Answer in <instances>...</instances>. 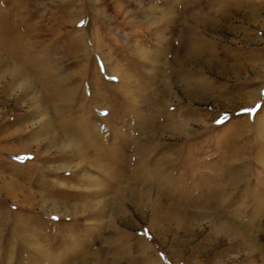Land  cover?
<instances>
[{
    "label": "rangeland",
    "instance_id": "1",
    "mask_svg": "<svg viewBox=\"0 0 264 264\" xmlns=\"http://www.w3.org/2000/svg\"><path fill=\"white\" fill-rule=\"evenodd\" d=\"M173 1L0 0V264H263L264 0Z\"/></svg>",
    "mask_w": 264,
    "mask_h": 264
},
{
    "label": "bare ground",
    "instance_id": "2",
    "mask_svg": "<svg viewBox=\"0 0 264 264\" xmlns=\"http://www.w3.org/2000/svg\"><path fill=\"white\" fill-rule=\"evenodd\" d=\"M165 1V0H164ZM169 2V4L170 3H173V2H175V1H173V0H166V2ZM176 3V2H175ZM175 3H173V8H176V4ZM152 18H154L155 20H154V22H156V23H160L161 24V22L163 21V20H165L164 22H166V23H168V24H170V25H172V23L173 24H175L176 23V14H175V12H170V14L168 15V14H166V17H165V19H163V18H160V17H152ZM151 19V18H150ZM149 20V19H148ZM158 28H161L160 26L158 27ZM187 34H188V32H187ZM139 49V50H138ZM137 50L139 51V53L143 56V57H145L146 59H150V58H152V54L150 53V52H148V53H146L145 52V50L143 51L142 50V48H138ZM103 58H104V61H105V64H106V66H107V69L111 72V73H113V71H114V69H113V64L111 63V61H110V58L109 57H107L106 55H104L103 54ZM176 62V61H175ZM204 65H207V63L206 62H204ZM175 66H176V64H175ZM13 67V66H12ZM34 67V66H33ZM19 70H21V69H19L17 66H14L13 67V69L11 70L12 71V73H18L17 75L19 76V78H17V77H15L14 78V80L15 81H19L20 80V76H23V78L21 79V83H26V82H28L29 84L31 83V80H30V75L29 74H26V73H23V71L21 72V71H19ZM36 70H38V69H36ZM40 71V70H39ZM42 75H45V72H40ZM114 73H116V71L114 72ZM50 74V73H49ZM46 76V75H45ZM186 76V77H185ZM187 76H189L188 74H185L184 75V79L185 78H187ZM119 78H120V80H123V78H124V75H120L119 74ZM41 79V78H40ZM93 81V80H92ZM48 88H49V86H48ZM51 89H52V87H50ZM131 92H133V93H136V90L134 89V90H132ZM165 92H163V94H164ZM148 96H151V95H149V94H147V97ZM150 98V97H149ZM155 100V99H154ZM172 127H175L176 128V126L174 125V126H172ZM94 137V136H93ZM95 138V137H94ZM93 138V139H94ZM144 172H146L145 170H144ZM209 185V184H208ZM174 189V188H173ZM217 189V188H216ZM215 189V187H213L210 191H207V200H210L209 202V206L211 205H213V207H214V205L216 206V209H217V211H218V209L221 211V208L223 209V207L225 206V204H224V200L222 199V192L223 191H217ZM206 192V191H205ZM124 193H125V191H122L121 192V194L122 195H124ZM208 194L210 195V198H208ZM254 196V195H253ZM261 196L262 195H260L259 194V196H256L255 197V201H256V204H258V202H260V198H261ZM136 199L138 200V202H140V201H142L143 200V198H141V196L140 195H136ZM203 203H204V200L202 201ZM177 203V202H176ZM180 204V203H179ZM207 204H208V202H207ZM255 204V203H254ZM260 204V203H259ZM60 206V205H59ZM59 206L56 204V203H54L53 205H52V208H59ZM156 208L155 209H153V219H155V218H157V217H161V215H160V213H159V207H157V205L155 206ZM172 208L174 209V212L173 213H175L176 214V218L177 219H179V218H181V216H182V213L183 212H185V209H183L182 207H180V206H178V205H172ZM215 209V208H214ZM224 209H225V207H224ZM262 209V208H261ZM225 211V210H224ZM258 211V210H257ZM256 211V212H257ZM206 212V211H205ZM188 213V212H187ZM215 213V212H214ZM219 212H217V214H218ZM221 213V214H220ZM219 213V218H213L212 216L213 215H211V214H213V212L211 213V214H209V215H211V218H209V219H211V228L212 229H214L215 227L216 228H219L220 227V229L222 230L221 232L223 233V235L224 236H227L228 237V239L233 243V242H236V243H233V247H235V248H237L238 250H240L241 252L242 251H246V249L244 248V245H246L247 247V249L248 250H250V251H252L251 253H252V255L254 256V258H259V259H262V262H263V264H264V244H262V242H261V244H259L258 243V241H257V238L256 237H254V236H252V230L254 229L255 231H257L258 229H260L259 227H260V225H262V222L261 223H257L256 221H255V219H253V220H248V219H246V220H244V219H242V217H241V215L240 214H238V211H234V215L233 216H231V217H226L225 216V218H224V215L222 214L223 213V211L222 212H220ZM202 214H204V213H202ZM216 214V215H217ZM164 215V214H163ZM220 219V220H219ZM225 219V220H224ZM181 220V219H180ZM258 221H259V219H258ZM153 225V224H152ZM220 225V226H219ZM154 226V225H153ZM153 226H151V227H153ZM257 227H258V229H257ZM264 229V228H263ZM215 230H217V229H215ZM257 232H259L260 233V230H258ZM263 232V231H262ZM160 234V233H159ZM260 234H264V232L263 233H260ZM229 241V242H230ZM230 242V243H231ZM232 246V245H231ZM259 254H260V257H259ZM252 256V257H253ZM258 260V259H257ZM247 264H255V263H249V262H246Z\"/></svg>",
    "mask_w": 264,
    "mask_h": 264
}]
</instances>
